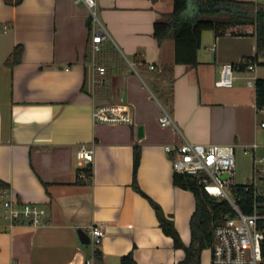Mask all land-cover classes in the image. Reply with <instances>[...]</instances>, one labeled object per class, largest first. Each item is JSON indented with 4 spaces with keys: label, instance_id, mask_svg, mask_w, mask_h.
<instances>
[{
    "label": "crops",
    "instance_id": "0c3cea01",
    "mask_svg": "<svg viewBox=\"0 0 264 264\" xmlns=\"http://www.w3.org/2000/svg\"><path fill=\"white\" fill-rule=\"evenodd\" d=\"M15 1L0 0V180L13 200L40 205L46 215L40 226L11 225L0 196V264H94L95 249L103 264L129 252L137 264H177L184 251L163 233L145 196L188 245L194 196L174 186L165 145H233L235 166L246 156L251 170L264 154V107L247 85L264 81L255 36L204 30L198 63L173 64L172 40L153 37L173 0H96L97 21L74 0ZM194 15L189 4L185 16ZM100 25L109 39L92 54ZM223 64L233 67L231 87L215 85ZM96 105L123 106L132 122H94ZM163 110L175 127L160 125ZM81 144L93 145L92 161L77 159ZM135 148L145 196L133 186ZM96 225L104 231L100 243H80L77 229Z\"/></svg>",
    "mask_w": 264,
    "mask_h": 264
},
{
    "label": "built area",
    "instance_id": "2783aa9c",
    "mask_svg": "<svg viewBox=\"0 0 264 264\" xmlns=\"http://www.w3.org/2000/svg\"><path fill=\"white\" fill-rule=\"evenodd\" d=\"M83 4L89 12V16L97 21L95 12L96 0H74ZM109 39L107 30L100 25L91 36L90 51L96 54L101 50V44ZM244 64L250 71L254 69L252 60H245ZM99 75L105 73V68L96 65ZM151 70L161 71L160 67L149 65ZM233 80V67L231 64H223L219 78L215 81L218 87H231ZM256 79H249L248 86L255 87ZM102 83L101 79L96 80ZM94 122L103 123H131L132 119L123 106L96 105L92 112ZM161 126H173L175 124L170 115L163 110L159 117ZM264 125V124H262ZM255 144L253 147L255 148ZM166 153L171 156L172 166L175 172L193 175L198 178L203 190L212 197L225 199L230 204L233 213L218 223L212 232V244L209 247L211 264H260L262 261V242L264 240V207L257 202L258 196L264 195L256 188L252 213H242L235 199L232 186L235 184V156L233 145H203L186 141L185 139L164 147ZM76 157L80 162H90L93 158V145L81 144ZM223 175L225 177L223 178ZM252 179L246 185L253 184L258 187L264 178V154L254 160L252 167ZM229 190L230 192H228ZM8 189L1 191L3 199L2 207L4 216L13 224L40 226L44 224L46 210L40 205L32 203H19L10 197ZM90 243L98 245L104 236L101 226H93L87 232Z\"/></svg>",
    "mask_w": 264,
    "mask_h": 264
},
{
    "label": "trees",
    "instance_id": "16d2710c",
    "mask_svg": "<svg viewBox=\"0 0 264 264\" xmlns=\"http://www.w3.org/2000/svg\"><path fill=\"white\" fill-rule=\"evenodd\" d=\"M21 0H16V4ZM192 4L195 10L193 18L185 16V10ZM240 26H246L252 32L241 31ZM211 30L214 37L253 34L256 40V52L264 55V6L252 0H173L172 9L162 19L153 24V37L157 43L166 39L173 42V64L195 66L197 52L200 48L201 33ZM19 52L18 49L14 54ZM245 65V64H244ZM243 68V66H242ZM255 101L258 108L264 107V81L255 80ZM139 163V150L135 148L133 159V186L145 196L136 184L135 174ZM264 180V178H263ZM174 186L192 192L195 201L194 211L190 217V243L185 245L176 230L173 221L166 217L160 207L145 196L154 209L159 226L163 233L173 240L175 248L184 251V258L177 264H200L201 251L212 244L213 228L233 210L225 199L209 196L199 184L198 178L185 173L174 172ZM255 187L253 184H234L236 204L244 214L252 213ZM7 185L0 180V191ZM264 207V195L256 198ZM94 264H103L102 255L98 249L93 251ZM117 264H137L131 252L121 256ZM264 264V240L262 242V261Z\"/></svg>",
    "mask_w": 264,
    "mask_h": 264
},
{
    "label": "rangeland",
    "instance_id": "374dc122",
    "mask_svg": "<svg viewBox=\"0 0 264 264\" xmlns=\"http://www.w3.org/2000/svg\"><path fill=\"white\" fill-rule=\"evenodd\" d=\"M262 2H264V0H261ZM97 17H99V15L97 14ZM212 44V42L210 43ZM205 46L204 41L202 42V47ZM244 161L243 163L238 164V162L236 161V166H235V172H234V182L237 184H246L249 181H251L252 179V170H251V166L249 165V163L247 162V157H244ZM258 189L261 190L262 193H264V180L260 182V184L257 187ZM228 192H230L229 190H227ZM3 202V199H2ZM3 206V205H2ZM3 210V207H1ZM4 213V210H3ZM90 246V245H88ZM200 264H211V253L209 248H206L204 250L201 251L200 254Z\"/></svg>",
    "mask_w": 264,
    "mask_h": 264
},
{
    "label": "water",
    "instance_id": "95a60500",
    "mask_svg": "<svg viewBox=\"0 0 264 264\" xmlns=\"http://www.w3.org/2000/svg\"><path fill=\"white\" fill-rule=\"evenodd\" d=\"M137 135L138 137H142L143 136V128L142 126H138L137 128ZM225 177V175H223V178ZM77 235L78 238L80 240V243L87 245L90 243V238L87 234V232L81 228L77 229Z\"/></svg>",
    "mask_w": 264,
    "mask_h": 264
}]
</instances>
